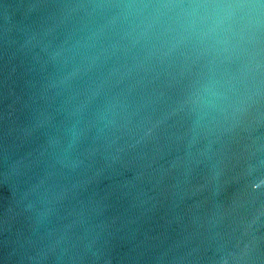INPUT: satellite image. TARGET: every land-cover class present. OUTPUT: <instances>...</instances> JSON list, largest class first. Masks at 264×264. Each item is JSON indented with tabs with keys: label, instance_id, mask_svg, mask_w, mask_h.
Wrapping results in <instances>:
<instances>
[{
	"label": "water",
	"instance_id": "obj_1",
	"mask_svg": "<svg viewBox=\"0 0 264 264\" xmlns=\"http://www.w3.org/2000/svg\"><path fill=\"white\" fill-rule=\"evenodd\" d=\"M0 264H264V0H0Z\"/></svg>",
	"mask_w": 264,
	"mask_h": 264
}]
</instances>
